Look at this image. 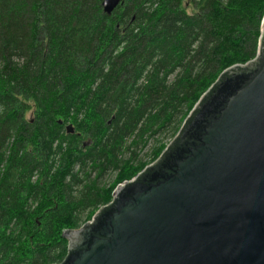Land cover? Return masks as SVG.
Instances as JSON below:
<instances>
[{"label": "trees", "instance_id": "obj_1", "mask_svg": "<svg viewBox=\"0 0 264 264\" xmlns=\"http://www.w3.org/2000/svg\"><path fill=\"white\" fill-rule=\"evenodd\" d=\"M100 1L0 0V264L60 262L63 229L148 165L124 149L172 139L221 71L256 56L264 0H121L109 15Z\"/></svg>", "mask_w": 264, "mask_h": 264}, {"label": "water", "instance_id": "obj_2", "mask_svg": "<svg viewBox=\"0 0 264 264\" xmlns=\"http://www.w3.org/2000/svg\"><path fill=\"white\" fill-rule=\"evenodd\" d=\"M61 235L54 264H264V13L255 58L221 71L158 157Z\"/></svg>", "mask_w": 264, "mask_h": 264}, {"label": "rangeland", "instance_id": "obj_3", "mask_svg": "<svg viewBox=\"0 0 264 264\" xmlns=\"http://www.w3.org/2000/svg\"><path fill=\"white\" fill-rule=\"evenodd\" d=\"M182 6L186 7V11L189 12V6L186 5L185 1H182ZM29 117V114H26V118ZM171 136L169 135L168 130H164L162 133L158 135H153L151 137H147L145 142H138L133 144L132 146H129L128 149H124L122 154L119 157L122 158H128V157H134L135 161H141V162H147V164L151 163V151L152 149L157 146L159 143H164L165 145L168 144L170 141ZM116 171H106L102 174V176L99 178V183L103 185H107L114 177ZM92 176V174H91ZM133 177V176H132ZM121 183V182H120ZM118 183V184H120ZM116 184V185H118ZM90 220V219H89ZM87 220V221H89ZM84 221V222H87ZM83 222V223H84ZM82 222L80 224H83Z\"/></svg>", "mask_w": 264, "mask_h": 264}]
</instances>
